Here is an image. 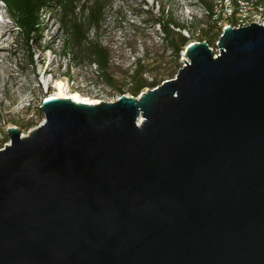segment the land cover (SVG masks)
<instances>
[{"label": "water", "instance_id": "1", "mask_svg": "<svg viewBox=\"0 0 264 264\" xmlns=\"http://www.w3.org/2000/svg\"><path fill=\"white\" fill-rule=\"evenodd\" d=\"M189 43L111 103L47 98L0 149V264H264V26Z\"/></svg>", "mask_w": 264, "mask_h": 264}, {"label": "rangeland", "instance_id": "2", "mask_svg": "<svg viewBox=\"0 0 264 264\" xmlns=\"http://www.w3.org/2000/svg\"><path fill=\"white\" fill-rule=\"evenodd\" d=\"M108 1L100 29L90 31L88 36L90 40H96L110 50L112 68L116 70L128 71L130 74L134 62L143 57L141 64L148 65V72L142 78L150 81L154 76L162 75L163 82L173 79L182 66V61L185 60L183 53L190 40L187 39V44L179 53L176 73L172 77L165 76L171 66V53L161 40L163 35L159 26L146 18L147 10L156 18L163 17L164 21L172 16L179 24L185 22L188 14L192 15L195 18L192 24L186 20L189 29L205 26L201 28V35L194 36L193 39L206 40L213 34L209 45L216 54L220 50L217 46L218 33H211L204 23L214 21L220 11L219 0ZM201 1L212 6L211 12ZM94 2L95 0H78L75 9L66 12L55 6L46 9L41 14L39 31L31 36L28 45L0 2V149L9 143L6 135L8 127H15L20 130L21 135L26 136L41 124L43 115L39 107L46 97L54 93L56 81L67 82L70 91H77L82 96L99 102L111 103L122 95L131 96V83L123 74L113 75L119 89H111L100 81L96 82L94 67L72 58L70 35L73 27L85 24L87 8ZM210 13L213 15L211 18ZM222 26H227V23L220 20L216 29ZM173 30L177 32L176 29ZM29 55H34L33 66L29 62ZM146 89L148 88L142 89L137 96Z\"/></svg>", "mask_w": 264, "mask_h": 264}, {"label": "trees", "instance_id": "3", "mask_svg": "<svg viewBox=\"0 0 264 264\" xmlns=\"http://www.w3.org/2000/svg\"><path fill=\"white\" fill-rule=\"evenodd\" d=\"M6 9L8 17L12 21L14 27L23 37L26 45L31 41V36L38 32V27L42 24L41 14L52 7H58L61 11L75 9V4L78 0H0ZM109 4L108 0H95V2L87 8L86 22L83 26H74L70 35V44L72 45V58L79 62H86L89 67H94V75L96 82L100 81L111 89L118 90V84L113 78L115 73H121L131 83L129 93L132 97H136L142 89H153L160 85L162 75L154 76L150 81L142 78L148 72V65L141 64L140 58L134 62L133 70L130 74L112 68L111 52L107 47L102 46L96 40H90L88 33L90 31H97L100 29L104 21V11ZM201 4L211 12L212 6L204 1ZM163 13V12H162ZM146 18L153 21L159 26L160 32L163 35L161 39L165 43V47L170 50L172 62L165 76L172 77L178 68V57L183 47L187 44L188 40L180 33L175 32L173 29H185L187 26L180 25L172 16L167 20L163 17L156 18L152 12L148 10L145 13ZM213 15L210 13L209 17ZM220 19L214 20L218 22ZM209 28V22H204ZM71 52V51H70ZM64 55H67L64 53ZM34 55H29V62L33 66ZM169 64V65H170Z\"/></svg>", "mask_w": 264, "mask_h": 264}, {"label": "built area", "instance_id": "4", "mask_svg": "<svg viewBox=\"0 0 264 264\" xmlns=\"http://www.w3.org/2000/svg\"><path fill=\"white\" fill-rule=\"evenodd\" d=\"M218 5L220 7V11L216 14L214 20L219 18L220 20L226 22L227 26L231 25L233 28H237L239 26L245 27L253 23L264 26V0H219ZM193 19L195 18H193L192 15H187L186 20L190 24H192ZM186 20L180 24L189 27ZM201 28H205V26L201 25L196 29H176V31L186 39L190 40V43H199L202 41L206 42L204 39H193L194 36L199 37L201 35ZM208 48L214 57L218 54L215 53L210 45H208Z\"/></svg>", "mask_w": 264, "mask_h": 264}, {"label": "bare ground", "instance_id": "5", "mask_svg": "<svg viewBox=\"0 0 264 264\" xmlns=\"http://www.w3.org/2000/svg\"><path fill=\"white\" fill-rule=\"evenodd\" d=\"M47 98H57V99L68 98L69 100H72L75 103H83L87 105H96L99 103V101L91 100L88 97L82 96L77 91H70V87L68 83L61 82V81L55 82L54 93L46 97V99ZM8 128H11V127H8Z\"/></svg>", "mask_w": 264, "mask_h": 264}, {"label": "flooded vegetation", "instance_id": "6", "mask_svg": "<svg viewBox=\"0 0 264 264\" xmlns=\"http://www.w3.org/2000/svg\"><path fill=\"white\" fill-rule=\"evenodd\" d=\"M263 18H264V16H263ZM210 25H209V30L211 31V33H213V32H217L218 34H217V39H219V35H221L222 34V31H223V29L225 28V27H230V28H233L231 25H228V26H225V27H221V28H218V30L216 29V26L219 24V21L218 22H214V23H209ZM212 39H213V34L211 35V36H209V37H207L206 38V43H207V45H209L210 43H211V41H212Z\"/></svg>", "mask_w": 264, "mask_h": 264}]
</instances>
